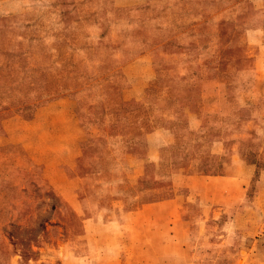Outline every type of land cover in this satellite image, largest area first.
Wrapping results in <instances>:
<instances>
[{
  "label": "rangeland",
  "instance_id": "374dc122",
  "mask_svg": "<svg viewBox=\"0 0 264 264\" xmlns=\"http://www.w3.org/2000/svg\"><path fill=\"white\" fill-rule=\"evenodd\" d=\"M262 1L0 0V76L13 72V78L29 77L30 85H41L49 97L76 95L77 118L84 133L79 157L82 162L72 173L76 178L69 181L60 174L57 183L64 195L57 194L45 180L46 172L34 162L38 160L35 148L28 154L20 146L9 148L14 159L13 178L8 180L13 194L6 197L7 206L0 212V264L66 262L52 258V254L56 249H67L66 237L74 232L70 224L84 218L82 212L72 210L70 203L83 206L88 199L96 202L85 194L80 174L92 169L99 193L112 203L119 192L116 158L123 150H130V140L143 150L145 133L162 124L159 103L173 97L196 98L202 91L224 86L230 108L239 112L232 122L220 124L215 114H208L204 123L211 127H264V114L253 116L252 108L239 106L241 98L264 93ZM218 19L226 27L216 37L211 34L214 28H220ZM215 22L219 26L214 27ZM199 28L212 33L198 35ZM213 61H219L220 67L210 68L208 64ZM213 75L222 85L212 84ZM254 80L257 82L252 84ZM130 85L137 97L124 100ZM114 125L128 128L114 133L94 131ZM239 129L237 135L243 133ZM256 131L246 139L256 160L248 189L251 194L262 188L260 211L247 220L248 214L242 213L236 226H229L227 213L213 219L216 227L204 229L201 242L186 248L188 260L158 264H264V177L255 178L264 170V134ZM24 155L28 165L22 167L17 162ZM84 160L90 162L85 164ZM127 182L133 188L132 182ZM73 190L74 199L70 197ZM0 200L4 202L5 197L0 195ZM5 207L10 212L6 213ZM102 232L107 234L108 228L98 231L100 235ZM104 248L110 245L94 246L91 251ZM131 251L142 255L145 247L133 245ZM77 252L76 264H92L91 257Z\"/></svg>",
  "mask_w": 264,
  "mask_h": 264
},
{
  "label": "crops",
  "instance_id": "0c3cea01",
  "mask_svg": "<svg viewBox=\"0 0 264 264\" xmlns=\"http://www.w3.org/2000/svg\"><path fill=\"white\" fill-rule=\"evenodd\" d=\"M217 22L214 27L219 26ZM224 26L226 24L221 22L220 28H214L216 31H212L213 34L206 33L205 28H199L197 32L202 36L211 34L219 37L225 31ZM208 66L217 68L220 64L213 61ZM12 76L13 72L0 76V187L3 186L0 195L5 197L4 202L0 200V212L6 204V197L13 194L8 182L13 178L11 146L22 147L24 154L35 148L33 152H36L38 160L34 162H38L41 170L46 172L45 180L60 195H64L57 184L61 180L60 174L73 181L76 176L72 173L82 162L79 157L82 155L84 133L77 118L76 95L62 93L49 97L41 85H30L29 77ZM212 77L213 85H222L217 76ZM133 88L131 85L128 87L124 100L137 97L131 92ZM175 99L159 103L162 124L151 127L145 133L143 150H138L137 143L130 140L127 145L130 150H123L116 158L119 192L112 203L107 199L105 201L99 193L97 175L92 169L87 168L84 174H80L85 194L96 198V202L88 199L83 206L70 203L72 210L84 214L83 222L79 219L70 224L74 232L66 237L67 249H56L52 258L66 261L63 264H76L75 253L79 251L87 259L91 257L92 264H158L157 261L164 260H188L186 248L190 243L201 242L204 229L216 227L213 219L227 213L229 226H236L242 213L248 214L245 216L247 220L260 211L262 188L251 194L248 189L256 165L246 160L240 148L246 144L244 136L248 131L257 130L264 134V127L239 129L211 127L204 123L208 114H215L220 124L232 122L235 113L239 112L230 108L224 86L218 87V90L214 86L202 91L196 98ZM33 103L36 104L30 107ZM239 104L240 107L252 108L253 116L263 115L264 93L245 96ZM127 128L114 125L96 127L94 131L114 133ZM238 129L243 133L237 135ZM11 133L17 137H12ZM56 133L58 139H55ZM45 156L55 157L50 160L44 159ZM21 157L17 163L22 167L28 165L25 155ZM220 161L224 170L213 172L211 163L219 164ZM89 162L84 160L85 164ZM257 173L256 179L264 177V170ZM142 179L148 181V185ZM128 180L133 188L128 185ZM75 194L76 190H73L70 197L74 199ZM97 196L101 197L100 200ZM189 198H195L196 202H188ZM4 211L10 212L9 207H5ZM105 228H108V233L100 235L98 231ZM105 244L110 248L91 251L94 246L98 248V245ZM133 245H142L145 253L141 255L131 251ZM171 248L175 250L170 252ZM173 252L179 253V257Z\"/></svg>",
  "mask_w": 264,
  "mask_h": 264
},
{
  "label": "trees",
  "instance_id": "16d2710c",
  "mask_svg": "<svg viewBox=\"0 0 264 264\" xmlns=\"http://www.w3.org/2000/svg\"><path fill=\"white\" fill-rule=\"evenodd\" d=\"M248 137H247V139L250 137V135H255V132H254V130H251V131H248ZM252 148V145L249 143V142H246V144L245 145H243V146H241V149H244L245 150V155H246V160H248L249 162H251L250 164H255L256 163V160L254 159V158H252L251 157V151L250 150H252L251 149ZM263 149H264V146H263ZM263 153V152H262ZM261 156V155H260ZM212 164H214V163H212ZM210 165V169L213 171V172H219V171H221V170H224V168H222V166H223V163H222V161H220L219 162V164L218 163H216V165L215 166H213V165ZM143 180V179H142ZM144 183H146V182H144Z\"/></svg>",
  "mask_w": 264,
  "mask_h": 264
}]
</instances>
